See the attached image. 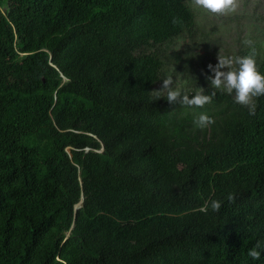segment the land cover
<instances>
[{
	"label": "trees",
	"instance_id": "16d2710c",
	"mask_svg": "<svg viewBox=\"0 0 264 264\" xmlns=\"http://www.w3.org/2000/svg\"><path fill=\"white\" fill-rule=\"evenodd\" d=\"M0 4V264H264L247 254L264 242V97L254 116L234 94L152 101L169 74L212 91L175 49L197 43L187 0Z\"/></svg>",
	"mask_w": 264,
	"mask_h": 264
},
{
	"label": "clouds",
	"instance_id": "9594fccd",
	"mask_svg": "<svg viewBox=\"0 0 264 264\" xmlns=\"http://www.w3.org/2000/svg\"><path fill=\"white\" fill-rule=\"evenodd\" d=\"M188 7L204 13L227 15L236 12L238 0H189ZM172 23L178 24L179 20L174 18ZM244 44L250 49L248 54L243 56L219 54L218 63L215 66L208 65L209 70L213 73L207 77L212 88L211 92L206 94L202 87H198L196 90L189 89L184 84L178 83L174 75L169 74L162 78L161 88L151 92L152 101L163 97L174 107L179 105L185 108H203L213 103L218 92L234 94L235 102L246 107L249 115L254 116L258 107V99L264 97V73L259 71L254 42L246 39ZM214 123L215 120L203 112L193 120L195 128L200 130H204ZM226 200L228 204L235 203L236 194L229 193ZM223 204V200L212 199L210 202H206L199 211L207 214L210 208L212 212L219 213ZM247 254L252 260H259L264 254V242L257 241Z\"/></svg>",
	"mask_w": 264,
	"mask_h": 264
},
{
	"label": "rangeland",
	"instance_id": "374dc122",
	"mask_svg": "<svg viewBox=\"0 0 264 264\" xmlns=\"http://www.w3.org/2000/svg\"><path fill=\"white\" fill-rule=\"evenodd\" d=\"M0 11L3 13L1 4ZM193 12L197 29L194 36L197 43L194 44L189 38H180L174 44L177 51L182 52L185 48L189 50L193 57V73H201L202 79L206 81L205 85L210 84L207 77L213 75L208 65L215 66L219 54L243 56V50L247 48L244 44L246 39L264 45L262 41L264 40V0H238L236 12L227 15H214L195 10ZM9 63L14 69L16 61ZM179 77L176 78L178 83L185 81L178 79Z\"/></svg>",
	"mask_w": 264,
	"mask_h": 264
},
{
	"label": "water",
	"instance_id": "95a60500",
	"mask_svg": "<svg viewBox=\"0 0 264 264\" xmlns=\"http://www.w3.org/2000/svg\"><path fill=\"white\" fill-rule=\"evenodd\" d=\"M80 206V202H78L77 204H75V208L79 207Z\"/></svg>",
	"mask_w": 264,
	"mask_h": 264
}]
</instances>
